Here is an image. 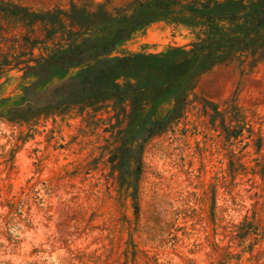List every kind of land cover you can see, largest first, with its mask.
<instances>
[{"label":"rangeland","instance_id":"rangeland-1","mask_svg":"<svg viewBox=\"0 0 264 264\" xmlns=\"http://www.w3.org/2000/svg\"><path fill=\"white\" fill-rule=\"evenodd\" d=\"M197 1L225 0H0V264H264V26L196 73L182 115L148 136L176 88L144 63L118 70L120 94L81 81L95 58L31 68L164 5L98 58L187 53L207 33ZM30 87L50 104L13 111ZM141 141L139 169L120 165Z\"/></svg>","mask_w":264,"mask_h":264},{"label":"trees","instance_id":"trees-1","mask_svg":"<svg viewBox=\"0 0 264 264\" xmlns=\"http://www.w3.org/2000/svg\"><path fill=\"white\" fill-rule=\"evenodd\" d=\"M197 2L204 9H199L194 5H190L188 9L191 13L202 15L197 16L204 18L207 33L204 38H199L191 43L192 48L187 53L180 47H175L170 53L163 55H138L135 59L98 58L100 55L109 53L114 43L127 37L137 25L149 22L157 16H165V14L170 12L169 7L164 5L163 7H158L161 8L160 13L138 12V16L129 26L117 28L111 39L105 37H95L94 40L89 37L84 38L82 42L91 44V53L83 50L82 45L72 44L68 50H58L48 58H42L44 62L38 63L36 68H31L41 73H49L48 69L52 64H58L63 69H66L67 66L80 64L95 58L99 61V64L85 69L81 73V81H98L110 86L112 92L120 94L123 89L115 82L118 70L129 68L131 63L134 64V62H136V67L142 68L144 63L149 73L156 74L161 79V83L173 85L176 88L174 94L175 104L166 117L161 121H151L147 127H143L144 136L151 135L164 127L168 121L182 115L187 105L186 89L196 73L208 70L215 64L226 60L233 48L239 43H243L250 36L252 30L259 26H264V0H225L212 7H209L210 4L205 6V3ZM122 20L125 21L127 18L124 17ZM221 20H226L230 23L229 33L223 32V28L221 25L219 26ZM244 45L248 47L249 43L244 42ZM179 55H181L180 60H176ZM122 61L125 62L124 65L121 64ZM151 84H157V82L151 81ZM64 85V83L55 85V91ZM41 93L42 91L35 92L33 87L28 88L21 104L16 106L13 111L22 114L48 106L50 103L41 106L37 105V98ZM144 138H142V141ZM142 141L137 143L134 148L121 147L119 155L120 165L125 164L126 159L130 156L131 159L135 160V170L139 169V154Z\"/></svg>","mask_w":264,"mask_h":264}]
</instances>
